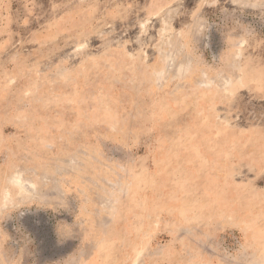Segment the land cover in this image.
Here are the masks:
<instances>
[{"label": "rangeland", "instance_id": "1", "mask_svg": "<svg viewBox=\"0 0 264 264\" xmlns=\"http://www.w3.org/2000/svg\"><path fill=\"white\" fill-rule=\"evenodd\" d=\"M0 264H264V0H0Z\"/></svg>", "mask_w": 264, "mask_h": 264}]
</instances>
